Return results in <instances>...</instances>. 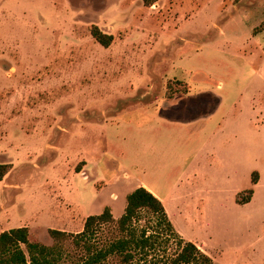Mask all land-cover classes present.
I'll return each instance as SVG.
<instances>
[{
    "label": "rangeland",
    "instance_id": "obj_1",
    "mask_svg": "<svg viewBox=\"0 0 264 264\" xmlns=\"http://www.w3.org/2000/svg\"><path fill=\"white\" fill-rule=\"evenodd\" d=\"M167 93L213 112L148 140ZM0 165V234L53 246L145 185L214 264H264V0H0Z\"/></svg>",
    "mask_w": 264,
    "mask_h": 264
},
{
    "label": "trees",
    "instance_id": "obj_2",
    "mask_svg": "<svg viewBox=\"0 0 264 264\" xmlns=\"http://www.w3.org/2000/svg\"><path fill=\"white\" fill-rule=\"evenodd\" d=\"M157 0H144V4L152 6ZM91 35L103 48H108L113 37L93 27ZM169 89H171L169 87ZM173 91V90H172ZM5 166L0 165V179L5 173ZM255 173L253 185L257 184ZM249 203L253 190H249ZM145 215H150L153 224L145 227L139 225ZM116 228L118 237L100 241L102 228ZM53 246L33 243L29 239L26 227L11 229L0 234V264H61L62 248L59 242L72 240L76 249L82 251V258L70 264H104L110 257H115L120 264H214L213 259L204 253L196 244L186 241L173 227L163 203L153 193L140 187L127 196L124 213L115 219L109 208L99 215L89 216L85 220L82 232L68 234L64 231L49 230ZM161 241V242H160ZM175 242L176 250L162 261L156 253L159 248ZM166 254V249L164 248ZM153 255V256H152Z\"/></svg>",
    "mask_w": 264,
    "mask_h": 264
},
{
    "label": "crops",
    "instance_id": "obj_3",
    "mask_svg": "<svg viewBox=\"0 0 264 264\" xmlns=\"http://www.w3.org/2000/svg\"><path fill=\"white\" fill-rule=\"evenodd\" d=\"M170 95L173 97L169 96L168 94V96L170 97V98L168 97L169 99L166 98L165 101L159 104V106L154 105L153 108L148 112V115H147L148 122L143 123V124L141 123L136 128V129H142V128L147 129L148 128V133H149L148 140H154L155 133L157 131H162L164 132V134H169V129L181 127L182 125H184V123L193 122L194 120H197L199 118L207 117L209 116L211 112H213L211 109L207 111L208 115H202L203 110H204V107H202L203 105L197 104V103H191L190 106L183 105V104L179 105L181 101L177 100L178 98H174L176 93L175 95L174 94L172 95V93H170ZM149 118H151V120ZM152 134H153V138L151 137ZM259 182H257V184L253 186H257ZM138 187H142V186H137L136 189H138ZM143 187L146 188L151 193H153L157 198H159L161 202L163 203V206L165 205L164 204L165 202L163 201V199H161L156 193H154L152 190H150L145 185ZM253 194H254V191H253Z\"/></svg>",
    "mask_w": 264,
    "mask_h": 264
}]
</instances>
